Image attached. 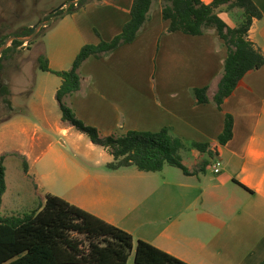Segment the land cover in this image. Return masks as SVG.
<instances>
[{
    "label": "crops",
    "instance_id": "1",
    "mask_svg": "<svg viewBox=\"0 0 264 264\" xmlns=\"http://www.w3.org/2000/svg\"><path fill=\"white\" fill-rule=\"evenodd\" d=\"M202 1L210 5L213 0ZM252 1L262 18L253 20L248 39L264 56V0ZM87 2L47 28L44 49L51 71L71 70L82 47L110 42L131 19L133 0ZM225 6L215 14L230 28L238 27L230 14L220 13ZM232 10L243 14L241 9ZM149 16L133 43L82 64L80 90L65 102L101 137L168 128L185 146L180 157L188 174L168 165L157 173L139 172L135 167L86 172L81 185L91 188L93 197L89 192L65 201L186 264H261L264 66L245 75L220 109L212 103L197 105L193 89L210 86V97L215 94L227 57L223 41L213 28L202 36L167 33L169 22L162 17L161 0H152ZM45 74L54 77L50 80L55 97L61 80ZM39 94L37 86L27 112L0 121V160L6 183L0 220L39 212L45 197L53 195L49 189L53 182L67 180V154L54 146V134L69 139L72 148L88 158L97 149L109 153L86 142L84 134H74L75 129L61 120V113L53 116L56 102H33ZM227 115L233 119V136L219 146ZM71 135L79 142L71 140ZM60 145L66 147L67 141L61 140ZM216 147L218 154L213 150ZM217 161L220 171L214 174ZM10 171L16 172L11 185ZM130 258L127 264H134Z\"/></svg>",
    "mask_w": 264,
    "mask_h": 264
},
{
    "label": "trees",
    "instance_id": "2",
    "mask_svg": "<svg viewBox=\"0 0 264 264\" xmlns=\"http://www.w3.org/2000/svg\"><path fill=\"white\" fill-rule=\"evenodd\" d=\"M87 1L80 0L76 5H71L66 15L84 8ZM151 4L152 0H133L131 19L122 32L110 42L102 41L98 45L82 47L71 70L51 71L46 57L41 59L42 55L37 62L39 70L61 80L55 95L61 120L87 136L93 145L109 151L113 161L107 164L108 170L135 167L139 172L157 173L168 165L188 174L180 157L185 146L180 139L171 136L168 128L156 133L129 131L124 135L101 137L97 129L80 121L65 102L67 97L80 90L78 70L87 59H102L137 39L141 28L150 18ZM222 5L243 11V21L238 27L230 28L215 14V10ZM161 8L163 19L169 22L167 33L202 36L209 28H213L227 49L214 96L210 97V86L191 91L197 105L212 103L220 109L223 102L242 84L245 75L264 66L262 52L248 39L253 20L262 18L252 0H213L210 5H205L202 0H161ZM63 12L64 6L48 14L44 21ZM31 34L29 28L16 36L23 38ZM3 44L0 43V47ZM23 45V42L12 41L0 56V80L7 53ZM0 94L4 98V105L10 106L7 89L3 88ZM232 136L233 119L227 115L223 132L218 137L219 146L227 144ZM193 147L200 151L204 149L197 144ZM213 150L218 154L217 147ZM5 191V169L1 159L0 204ZM77 236L83 237V240ZM131 255L134 264H186L142 240L135 241L127 232L53 195L45 197L39 212L23 218L0 220V264H127Z\"/></svg>",
    "mask_w": 264,
    "mask_h": 264
},
{
    "label": "rangeland",
    "instance_id": "3",
    "mask_svg": "<svg viewBox=\"0 0 264 264\" xmlns=\"http://www.w3.org/2000/svg\"><path fill=\"white\" fill-rule=\"evenodd\" d=\"M65 2L67 4L70 1L0 0V43L5 44L9 38L44 22V18L49 12L57 10ZM234 11L227 5L220 10V13L230 14L232 24L239 26L243 21V15L234 14ZM46 30L40 31L28 42H23V46L7 53V61L4 62V71L0 80V93L3 88L7 89L9 92L7 99L10 102V106L4 105V98L0 94V121L10 115L27 112L28 103L33 98V90L37 86H39L40 94L38 97H34L33 102H47L48 104L52 103V105L53 102H56L54 94H52V81L50 80V78L54 77L39 70V64L37 62L40 55H42L41 59L46 57L44 49V35ZM28 37L23 38L27 39ZM10 44H8V47ZM7 48L1 52V55ZM154 79L155 77L153 76V81ZM53 106L51 113L53 116L58 117L61 113L58 104ZM73 133L76 135L80 134L76 130ZM52 138L54 146L66 152L68 158V172L65 173V176H68V181H60L61 179L54 181L49 188L53 196L63 200L78 199L85 194L88 196V193L91 192L93 197L94 192L90 190L91 188L81 185L83 175L86 172H107L108 169L104 165L108 161L112 162L113 158L109 153L101 149H97L95 151L96 153L88 158L77 153L69 143V139L62 138L58 134H54ZM84 138L86 142H90L87 136L84 135ZM70 139L79 142L78 138L73 137V135L70 136ZM61 140L67 141L66 147L60 145ZM78 144L85 146L83 143ZM99 164L101 165L99 166ZM10 175L11 185V179L16 175V172L10 171ZM12 193L11 191L10 195ZM12 198L13 196H10L8 200ZM77 238L83 240V237L77 236ZM130 262H133L132 258H130Z\"/></svg>",
    "mask_w": 264,
    "mask_h": 264
},
{
    "label": "water",
    "instance_id": "4",
    "mask_svg": "<svg viewBox=\"0 0 264 264\" xmlns=\"http://www.w3.org/2000/svg\"><path fill=\"white\" fill-rule=\"evenodd\" d=\"M80 0H73L69 3L66 4V6L64 7V12L62 13V15H66L68 13V10L70 8L71 5H76ZM60 9V8H59ZM62 15H56V16H53L52 18H50L49 20L47 21H44L42 23H40L39 25L31 28L32 30V34L31 36H29L27 39L25 38H22V37H18V36H14V37H11L9 38L5 44L0 48V56H1V52L8 47V44L11 43L12 41H19V42H28L30 39L34 38L40 31L41 29H44V28H47L51 23H53L57 18H59L60 16Z\"/></svg>",
    "mask_w": 264,
    "mask_h": 264
},
{
    "label": "built area",
    "instance_id": "5",
    "mask_svg": "<svg viewBox=\"0 0 264 264\" xmlns=\"http://www.w3.org/2000/svg\"><path fill=\"white\" fill-rule=\"evenodd\" d=\"M213 167H214V169H213L214 174L219 173V171H220V163L218 161L215 162Z\"/></svg>",
    "mask_w": 264,
    "mask_h": 264
}]
</instances>
